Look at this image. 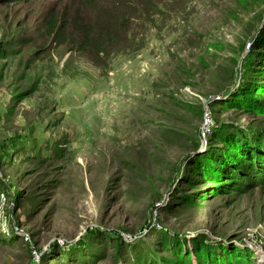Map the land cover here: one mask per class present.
Listing matches in <instances>:
<instances>
[{"label": "rangeland", "instance_id": "rangeland-1", "mask_svg": "<svg viewBox=\"0 0 264 264\" xmlns=\"http://www.w3.org/2000/svg\"><path fill=\"white\" fill-rule=\"evenodd\" d=\"M74 1L0 3V264H264V187L197 195L264 144V0H200L103 69L52 34Z\"/></svg>", "mask_w": 264, "mask_h": 264}, {"label": "trees", "instance_id": "trees-1", "mask_svg": "<svg viewBox=\"0 0 264 264\" xmlns=\"http://www.w3.org/2000/svg\"><path fill=\"white\" fill-rule=\"evenodd\" d=\"M17 1L20 0H0V3ZM198 2L200 0H75L74 3L80 8L79 12L74 10L67 16L62 14L64 19L60 24L50 20L49 25L52 34L61 37L71 30L73 35H69V44L76 47L82 55L93 60L97 68L103 69L117 58L139 54L146 46V38L150 33L158 30L160 25L171 17L187 9L190 10L191 6ZM55 18L58 19L59 16ZM261 20L256 23L250 36L246 33L247 26L245 27L246 32L243 33L242 41L246 42L247 39L251 47L247 50L243 44L239 53L248 56L253 45L258 44L257 34L264 27L263 24L258 28ZM192 38L194 41L198 39V37ZM259 47L264 49L262 44ZM234 54L235 52L232 53L233 56ZM195 110V115H202L203 109ZM225 127L215 128L213 132L223 131ZM239 132L245 134L240 129ZM197 135L194 146L199 144V134ZM258 141L263 142V139L259 138ZM240 150L244 154L240 159L231 153L227 154L230 157L227 158L229 159L227 167L220 163V155H215L213 160L217 161L212 167L215 169L206 171L202 179L197 182L203 184V189L197 193L198 196H205L214 189L220 191V188H225L228 192L236 191L244 194L258 187H264V144L255 150L253 148ZM181 172L182 170L178 168V174ZM190 187H193L192 182ZM237 264L241 263L237 262Z\"/></svg>", "mask_w": 264, "mask_h": 264}, {"label": "water", "instance_id": "water-1", "mask_svg": "<svg viewBox=\"0 0 264 264\" xmlns=\"http://www.w3.org/2000/svg\"><path fill=\"white\" fill-rule=\"evenodd\" d=\"M263 24H264V18L261 20L258 28H261L263 26ZM209 116L210 115L208 114V117ZM204 128H205V124L202 126L201 135H199V144L194 147L193 151H191V154H194L199 148H201L202 143H203V139H205L204 137H206V134H207V130H204ZM188 157H190V156H188Z\"/></svg>", "mask_w": 264, "mask_h": 264}, {"label": "built area", "instance_id": "built-area-1", "mask_svg": "<svg viewBox=\"0 0 264 264\" xmlns=\"http://www.w3.org/2000/svg\"><path fill=\"white\" fill-rule=\"evenodd\" d=\"M250 47H251V44L250 43H248L247 45H246V49L247 50H249L250 49ZM211 118H209L208 120H210ZM207 123H208V121H207Z\"/></svg>", "mask_w": 264, "mask_h": 264}]
</instances>
